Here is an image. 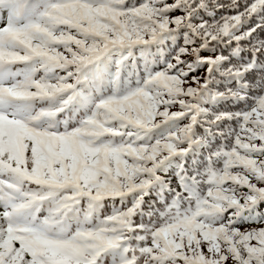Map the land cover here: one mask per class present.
Segmentation results:
<instances>
[{
	"label": "snow or ice",
	"instance_id": "1",
	"mask_svg": "<svg viewBox=\"0 0 264 264\" xmlns=\"http://www.w3.org/2000/svg\"><path fill=\"white\" fill-rule=\"evenodd\" d=\"M0 264H264V0H0Z\"/></svg>",
	"mask_w": 264,
	"mask_h": 264
}]
</instances>
